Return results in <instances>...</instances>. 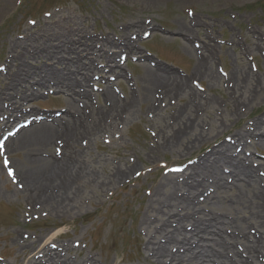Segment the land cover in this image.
Instances as JSON below:
<instances>
[{
	"label": "rangeland",
	"instance_id": "1",
	"mask_svg": "<svg viewBox=\"0 0 264 264\" xmlns=\"http://www.w3.org/2000/svg\"><path fill=\"white\" fill-rule=\"evenodd\" d=\"M190 21L193 23L189 26V41L176 36L174 32L180 24ZM133 25L149 28V34L136 37L133 31L124 32ZM46 31L65 34L77 31L98 42L125 37L150 63L144 67L134 57L118 52L119 66L125 79L113 80L108 92L115 95L118 104L123 105L128 99L135 101L122 118L111 119L103 124L100 133L86 140V144L75 146L78 162L83 167L82 177L76 185V196L61 204L57 214L35 209L31 201L26 200V193L2 171L0 264L25 262L34 248L40 250L44 242L56 237L57 245L70 248V252L63 254L70 261L91 257L95 264H167V259L148 256L141 236L140 220L154 186L167 176L170 166L185 170L212 148L222 142L228 143L233 134L250 127L253 121H264V0H0V75L10 73L12 68L7 72L11 65L6 67V60L14 56L13 50L21 55L17 44H27L28 39L29 45L31 42L36 44ZM12 42L16 43L14 47ZM184 43L194 52L188 53L183 48ZM102 49L114 52L109 45L104 44ZM205 57L207 70L220 78L218 83L210 76L190 78L199 60ZM25 64L30 69L53 67L55 62L38 57ZM98 64L103 62L98 61ZM244 67L253 80L244 78ZM235 71L239 75L238 80L229 82V73ZM152 72L159 73L173 86L180 78H190L189 84L196 97L189 98L184 94L178 98L159 99L154 95L148 98L146 81ZM4 76L0 77V91ZM90 77L88 89L92 94L89 100L93 111L90 116L94 120L96 112L108 106L109 102L102 96L106 87L101 79ZM78 79L83 84L84 77L78 76ZM39 87L41 89L36 90L39 94L28 100L24 109L33 110L36 114L60 116L65 107V90L51 85L45 89ZM247 98L251 105L243 108L240 116L233 115L235 106L231 107L232 102ZM82 109L89 113V109ZM191 115L198 116L191 136L202 133L205 141L195 145L189 154L158 150L161 139L171 135ZM248 130L252 135L244 137L243 146L236 143L231 150L244 162H249L255 171L256 168L261 169L262 173L256 175L263 180L264 125L255 131ZM185 141L186 138L182 143ZM60 151V148L54 149L56 154ZM15 154L7 151L0 155V167L5 160L12 162L13 166L14 163L19 166L26 164L22 152ZM125 165H133L135 172L127 181L111 182L113 171ZM240 171L229 166L220 170L209 189V193L216 194L218 198L214 202L202 198L193 211L199 213V208L204 216H217L218 225L229 230L231 236L237 229L230 228L227 222L242 215L239 217L248 219L245 220L247 227L255 216L247 204L238 208L239 215L227 213L232 206L227 198L244 190L247 199L256 202V190H260L261 184L254 180L255 175L248 178ZM171 211L179 213L180 209L176 206ZM241 218L237 221L241 222ZM220 221H223L222 225ZM251 228L246 232L253 237L255 229ZM15 232L24 235L25 243L35 242L39 237L43 240L22 252L12 242ZM203 237L206 238L201 241L203 247L210 245V239L215 238L212 233ZM226 240L229 241L228 238ZM171 250L180 255L179 249ZM235 250L246 256L242 246L236 245ZM261 259L258 263L264 264Z\"/></svg>",
	"mask_w": 264,
	"mask_h": 264
},
{
	"label": "bare ground",
	"instance_id": "2",
	"mask_svg": "<svg viewBox=\"0 0 264 264\" xmlns=\"http://www.w3.org/2000/svg\"><path fill=\"white\" fill-rule=\"evenodd\" d=\"M192 23L190 21L188 24H180L174 32L175 35L183 36L184 40L189 41V26ZM142 28L140 25H133L124 29V32L125 30L133 31V35L139 37L150 31L149 28L145 29L144 27L143 32L140 33ZM39 40L40 43L36 42V44L31 42L32 44L29 45V39L26 41L27 44H17L18 50L21 49V55L13 50L14 56L6 60V67L11 65L7 68V72L11 68L13 71L0 75V77L6 75L2 79L0 91V135L6 133L13 125L19 126L13 136L5 139L3 145L4 152L8 151V154L22 152L26 163L20 166L14 163L16 168L11 164L12 162L9 163V167L14 171L11 179L14 180L18 189L26 193V200L31 201L35 209L46 210L49 214H57L61 210V204L68 201L70 197L76 196L78 191L76 185L79 178L82 177L83 167L78 162L75 146L83 142L86 144V140L100 133L103 124L109 123L111 119L122 118L124 112L130 109L129 107L135 101L128 99L121 105L118 104L115 95L108 92L112 88L113 80L125 79L119 66L118 52L126 54L129 58L134 57L144 67L150 62L125 37L117 41L98 42L77 31L73 34L46 31L39 37ZM98 44L100 46L97 47ZM104 44L112 47L114 52L104 51L102 49ZM12 45L14 47L16 43L12 42ZM183 48L188 53L193 51L185 43ZM206 52L210 55L208 47H206ZM38 57L45 58L48 62H55V65L53 67L27 68L25 63ZM206 60L207 57L199 60L190 78L210 76L213 81L218 83L220 78L207 70ZM98 61H102L103 64H98ZM242 71L244 78L253 80L252 75L246 71L245 67ZM229 75V82L238 80L237 71L230 72ZM78 76L84 77L83 84ZM90 76H97L101 79L106 87L102 96L106 102H109L108 106L96 112L94 120L90 116L93 113L89 100L92 94L88 89L89 81L92 79ZM190 78H180L178 83L173 86L168 84V79L157 72H152L146 81L148 98L152 95L159 99L178 98L184 94L189 95V98L196 97V92L189 84ZM258 81L260 82L261 78ZM39 85L42 86V89L51 85L65 90V92L57 91L63 92L66 96L65 107L60 116L54 117L47 113L36 114L33 110L24 109V104L28 100L35 99L39 94L36 92L37 89H41ZM27 91L31 92L27 94ZM232 103L231 107L235 106L232 109L233 115L240 116L243 108H248L251 105V100L247 98ZM82 108L89 109V113H85ZM197 118L198 116L194 115L188 117L185 123L173 130L171 135L161 139L157 149L177 150L182 154L185 151L186 154H189L195 145L205 141L202 133L192 136L190 134L195 128ZM263 125L264 121L262 120L253 121L250 127H244L242 131L233 134L228 143L222 142L216 148H212L209 153L196 160L191 166L186 167L185 170L183 169L180 174L173 172L172 167L168 168L167 176L154 186L140 220L141 236L144 239L143 247L149 257L158 260L167 259L169 260L167 264H259L258 260L261 257L260 262H264V179L262 180L256 175L262 172L259 168H256V172L250 167L249 162H244L239 155L231 150L236 143L243 146L244 137L252 135L248 129L255 131L256 128H261ZM184 138L186 141L182 143ZM55 148H60L59 154L54 152ZM226 166L241 170L240 174L248 178L255 175L254 180L261 183L260 190H256L255 200L257 203L247 199L244 190L227 198L229 204L232 205L229 207V211H226L227 213L239 215L241 213L238 212V208H244L247 204L255 216L253 223H249L247 227L248 219L239 217L242 215L235 216L236 218L227 222L230 228L237 229L235 233L232 232V236L229 230L218 225L219 218L217 216H211V214L204 216L199 208V213L193 212L202 198L211 202L218 198L216 194L209 193V189L214 185L212 181L214 176H217L220 170L222 171ZM134 169L133 165L115 169L111 175V182L127 181L129 176L135 172ZM2 171L4 173V168L0 167V175ZM211 195L213 196L210 197ZM176 206L180 209L179 213L171 211ZM182 213L184 214L182 215ZM206 216L211 217L207 218ZM237 218L243 220L238 222ZM220 219L223 220L221 217ZM222 222L220 221L219 224L222 225ZM251 226V229L253 227L255 229L253 237H250L246 232ZM211 233L215 238L210 239V245L203 247L201 241L206 239L203 235ZM57 239L58 237L54 240L51 239L50 242H44L40 250L34 248L31 251V256L26 257L25 262L21 261L20 264H95V260L91 257L80 261L68 260L63 254L70 252V248L67 245H57L55 243ZM25 240L24 235L15 232L12 242L14 245H18L20 251L23 252L39 244L43 237L36 238L35 242L25 243ZM236 245L242 246L246 256L235 250ZM172 248L179 249L180 255H175Z\"/></svg>",
	"mask_w": 264,
	"mask_h": 264
},
{
	"label": "snow or ice",
	"instance_id": "3",
	"mask_svg": "<svg viewBox=\"0 0 264 264\" xmlns=\"http://www.w3.org/2000/svg\"><path fill=\"white\" fill-rule=\"evenodd\" d=\"M9 135H13V133H9ZM4 139H7V137H5ZM4 167L8 169V175L9 176L14 175V171L9 167V161L5 160Z\"/></svg>",
	"mask_w": 264,
	"mask_h": 264
}]
</instances>
